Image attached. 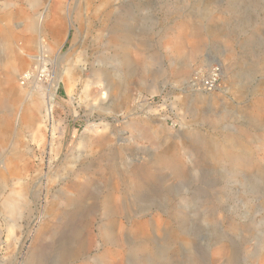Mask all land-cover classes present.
Here are the masks:
<instances>
[{"label":"rangeland","instance_id":"obj_1","mask_svg":"<svg viewBox=\"0 0 264 264\" xmlns=\"http://www.w3.org/2000/svg\"><path fill=\"white\" fill-rule=\"evenodd\" d=\"M0 264H264V0H0Z\"/></svg>","mask_w":264,"mask_h":264},{"label":"built area","instance_id":"obj_2","mask_svg":"<svg viewBox=\"0 0 264 264\" xmlns=\"http://www.w3.org/2000/svg\"><path fill=\"white\" fill-rule=\"evenodd\" d=\"M220 72H221V69L218 66H214L211 69L210 75L204 81L205 86L210 87V88L214 87L220 77Z\"/></svg>","mask_w":264,"mask_h":264},{"label":"bare ground","instance_id":"obj_3","mask_svg":"<svg viewBox=\"0 0 264 264\" xmlns=\"http://www.w3.org/2000/svg\"><path fill=\"white\" fill-rule=\"evenodd\" d=\"M47 26L50 27L49 25H47ZM27 77H28V75H27ZM54 103H55V93L53 92V93L51 94V96H50L49 104H50V106L52 107Z\"/></svg>","mask_w":264,"mask_h":264}]
</instances>
